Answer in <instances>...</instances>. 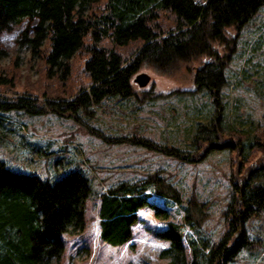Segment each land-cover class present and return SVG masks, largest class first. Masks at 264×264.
Returning a JSON list of instances; mask_svg holds the SVG:
<instances>
[{
	"label": "trees",
	"instance_id": "trees-1",
	"mask_svg": "<svg viewBox=\"0 0 264 264\" xmlns=\"http://www.w3.org/2000/svg\"><path fill=\"white\" fill-rule=\"evenodd\" d=\"M263 4L264 0H0V32L25 21L16 42L43 65L39 87L20 90L15 68L0 66V111L32 113L46 106L70 116L103 97L129 95L131 74L141 64L168 72L179 61L201 55L213 59L195 70L193 85L214 96L223 72L212 43L221 42L226 28L239 27ZM53 81L57 85L52 87ZM223 136L216 131L219 143L204 142L201 150L215 145L233 153L226 229L214 242L187 238L185 254L183 225L194 228L199 221L195 202L188 199L181 221L166 220V226L155 231L168 242L158 251L167 259L164 264H225L250 242L244 222L264 209V127L255 126L244 134L232 130ZM149 186L159 196L181 201L180 193L155 172L131 182L119 181L96 197L101 241L125 243L136 210L143 206L152 208L155 217L166 218L162 208L146 200ZM91 191L87 176L78 168L49 180L10 169L0 158V264H48L59 258L62 234L84 227V204Z\"/></svg>",
	"mask_w": 264,
	"mask_h": 264
},
{
	"label": "rangeland",
	"instance_id": "rangeland-1",
	"mask_svg": "<svg viewBox=\"0 0 264 264\" xmlns=\"http://www.w3.org/2000/svg\"><path fill=\"white\" fill-rule=\"evenodd\" d=\"M24 23L0 32V66L15 68L17 90L39 87L43 70L41 59L16 42ZM212 45L223 72L214 96L193 85L195 70L213 59L201 55L179 61L168 72L141 64L131 74L129 95L103 97L70 116L63 109L53 111L46 106L32 113L0 111V158L7 167L49 180L78 168L91 186L83 229L63 233V251L48 264H164L167 259L159 257L158 251L168 242L155 231L164 228L166 220L181 221L190 198L199 221L194 228L183 225L185 254L187 238L214 242L226 229L233 153L215 145L201 150V144L219 143L216 131L226 138L232 130L244 134L255 126L264 127V4L239 27L226 28L223 40ZM140 71L149 77L142 86L132 80ZM54 85L55 81L50 84ZM192 151L198 156L191 157ZM152 172L175 188L181 201L159 196L149 186L146 200L162 208L166 218L155 217L152 208L143 206L136 210L131 237L125 243L104 244L98 237L95 214L98 193ZM244 226L250 242L225 264H264V209L248 217Z\"/></svg>",
	"mask_w": 264,
	"mask_h": 264
},
{
	"label": "water",
	"instance_id": "water-1",
	"mask_svg": "<svg viewBox=\"0 0 264 264\" xmlns=\"http://www.w3.org/2000/svg\"><path fill=\"white\" fill-rule=\"evenodd\" d=\"M148 78H149V77H148V74H146L145 72L140 71V72H137V73L133 76L132 80H133L138 86H142V85H144V84L147 82Z\"/></svg>",
	"mask_w": 264,
	"mask_h": 264
},
{
	"label": "crops",
	"instance_id": "crops-1",
	"mask_svg": "<svg viewBox=\"0 0 264 264\" xmlns=\"http://www.w3.org/2000/svg\"><path fill=\"white\" fill-rule=\"evenodd\" d=\"M104 244H106L104 241H102Z\"/></svg>",
	"mask_w": 264,
	"mask_h": 264
}]
</instances>
